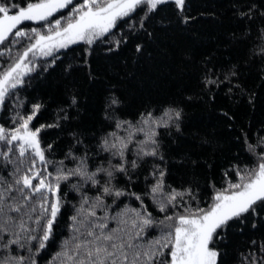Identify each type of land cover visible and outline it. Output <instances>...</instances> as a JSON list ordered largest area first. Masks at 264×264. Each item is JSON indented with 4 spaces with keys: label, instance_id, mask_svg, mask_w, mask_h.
<instances>
[{
    "label": "snow or ice",
    "instance_id": "obj_1",
    "mask_svg": "<svg viewBox=\"0 0 264 264\" xmlns=\"http://www.w3.org/2000/svg\"><path fill=\"white\" fill-rule=\"evenodd\" d=\"M184 2L174 0L181 12ZM169 3L0 0V46L7 53L0 65V264H228L229 233L245 228L254 235L235 264H264V124L237 135V151L221 166L219 180L213 173L177 186L161 136L181 131V101L129 119L120 97L110 92L105 125L89 137L70 127L79 104L75 90L57 122L39 127L32 121L44 104L20 96L26 77L47 72L61 56L69 75L87 69L96 79L89 57L105 44L111 53L133 37L151 38L148 24ZM233 15L244 25L239 39L250 43L253 58L264 60V0H236ZM117 32L120 37L112 39ZM132 51L138 57L144 45L137 42ZM201 71L209 92L221 85L229 93L243 91L233 82L235 68L217 71L206 64ZM59 121L69 126L64 146L41 135L45 127H61ZM189 162L193 169L201 166ZM65 213L67 233L49 253L53 226Z\"/></svg>",
    "mask_w": 264,
    "mask_h": 264
},
{
    "label": "trees",
    "instance_id": "obj_2",
    "mask_svg": "<svg viewBox=\"0 0 264 264\" xmlns=\"http://www.w3.org/2000/svg\"><path fill=\"white\" fill-rule=\"evenodd\" d=\"M235 3L236 0H185L181 12L170 0L148 24V30L153 33L151 38L133 37L127 45L111 53L105 44L89 57L97 76L94 80L89 79L87 69L74 68L70 75L66 73V64L61 63L65 58L56 53L61 56L56 65L43 74H37V69L31 77H26L25 89L20 90L21 98L44 104L33 125L57 122L70 89L75 90L79 99L78 110H72L70 127L89 137L98 134L105 125V98L110 92L120 97L121 111L129 119L145 109H157L179 100L183 108L181 131L173 128L170 135L161 136L162 150L172 170L171 182L178 186L182 181L202 180L213 173L219 180L221 166L237 151V135L250 128L254 133L252 126L259 128L264 124V60L253 58L250 43L239 39L244 25L233 15ZM120 35L117 32L112 39ZM137 42L144 45L143 54L138 57L132 51ZM74 47L79 50L85 46ZM16 51L12 49L13 56ZM0 52H5L2 46ZM6 58L5 52L0 65ZM66 59L70 61L72 57ZM206 64L215 65L217 71L235 68L237 76L233 82H238L243 91L229 93L221 85L209 92L201 84V69ZM59 123L61 127H45L41 135L48 142L64 146L69 142V126L65 121ZM205 140L208 142L204 143ZM190 160H199L201 166L193 169ZM131 203L136 206L135 202ZM97 215L103 212L97 210ZM68 223L67 213L58 217L47 252L57 250ZM253 235L250 228H245L243 234L236 229L229 233L228 264H235L237 252L244 250Z\"/></svg>",
    "mask_w": 264,
    "mask_h": 264
},
{
    "label": "rangeland",
    "instance_id": "obj_3",
    "mask_svg": "<svg viewBox=\"0 0 264 264\" xmlns=\"http://www.w3.org/2000/svg\"><path fill=\"white\" fill-rule=\"evenodd\" d=\"M174 1V0H173Z\"/></svg>",
    "mask_w": 264,
    "mask_h": 264
}]
</instances>
